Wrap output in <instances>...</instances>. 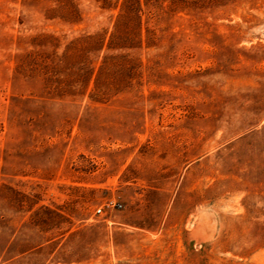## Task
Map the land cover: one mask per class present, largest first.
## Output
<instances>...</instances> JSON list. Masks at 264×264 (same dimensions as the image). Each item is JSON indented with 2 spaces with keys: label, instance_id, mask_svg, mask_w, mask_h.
Here are the masks:
<instances>
[{
  "label": "rangeland",
  "instance_id": "rangeland-1",
  "mask_svg": "<svg viewBox=\"0 0 264 264\" xmlns=\"http://www.w3.org/2000/svg\"><path fill=\"white\" fill-rule=\"evenodd\" d=\"M0 264H264V0H0Z\"/></svg>",
  "mask_w": 264,
  "mask_h": 264
},
{
  "label": "built area",
  "instance_id": "built-area-1",
  "mask_svg": "<svg viewBox=\"0 0 264 264\" xmlns=\"http://www.w3.org/2000/svg\"><path fill=\"white\" fill-rule=\"evenodd\" d=\"M119 206V205H118Z\"/></svg>",
  "mask_w": 264,
  "mask_h": 264
}]
</instances>
